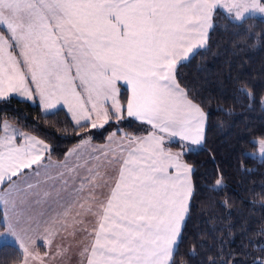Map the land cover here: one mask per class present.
Wrapping results in <instances>:
<instances>
[{
	"label": "snow or ice",
	"instance_id": "snow-or-ice-1",
	"mask_svg": "<svg viewBox=\"0 0 264 264\" xmlns=\"http://www.w3.org/2000/svg\"><path fill=\"white\" fill-rule=\"evenodd\" d=\"M219 5L220 0H0V96L30 95L32 84L46 108L68 104L77 124L97 128L126 111L153 129L146 137L128 138L127 156L110 183L89 178L91 204L80 205L95 221L87 264H175L192 187L189 167L164 141L200 143L205 115L176 83L174 68L204 45ZM225 6L236 19L264 13L261 0H230ZM120 81L131 91L126 106L118 100ZM0 131V185L8 182L10 191L13 177L39 164L47 145L7 122ZM256 143L264 154V139ZM98 189L106 191L96 195ZM0 226V235L16 236L31 255L37 237L20 236L19 225L7 220Z\"/></svg>",
	"mask_w": 264,
	"mask_h": 264
},
{
	"label": "trees",
	"instance_id": "trees-1",
	"mask_svg": "<svg viewBox=\"0 0 264 264\" xmlns=\"http://www.w3.org/2000/svg\"><path fill=\"white\" fill-rule=\"evenodd\" d=\"M175 77L206 116L201 146L166 145L182 151L180 158L193 169L175 264H264V158L252 155L255 141L264 139V19L248 16L236 22L215 9L205 47L180 64ZM120 99L125 106L124 88ZM4 122L42 139L49 146L47 157L56 160L84 141L151 131L125 115L97 128L77 126L63 109L44 114L37 103L16 97L0 100V128ZM2 217L0 208V225ZM22 261L16 246L0 245V264Z\"/></svg>",
	"mask_w": 264,
	"mask_h": 264
},
{
	"label": "crops",
	"instance_id": "crops-1",
	"mask_svg": "<svg viewBox=\"0 0 264 264\" xmlns=\"http://www.w3.org/2000/svg\"><path fill=\"white\" fill-rule=\"evenodd\" d=\"M217 8L220 9L219 7ZM213 13L209 21L210 26L206 29L204 45L195 48L186 59L177 64L174 68L175 81L177 67L205 47L212 28ZM19 51L18 48L15 49L12 55L18 56ZM74 71L73 69V74ZM117 87L119 90L118 100L122 104L120 99L121 90L123 88L126 89L127 100L131 95V91L130 88L125 86L123 81L118 82ZM29 88L30 95L11 92L5 96H0V100L16 97L31 103H37L44 114H50L63 109L75 125L85 124L83 121L77 124L78 117H75L73 112L69 111L68 104L60 101L56 103L55 107L46 108L41 102L39 94L34 91L35 85L30 84ZM77 91L81 90L78 89ZM84 99L86 100V93L84 94ZM124 115L127 116L126 111L122 113L121 117ZM129 118L146 124L151 129L149 133L153 132L152 127L146 121L136 117ZM8 125L14 127L18 133H25L11 123H8ZM205 127L206 116L203 122L202 140L198 144L182 141L178 137H165L164 147L170 150L166 145L178 141L187 144L190 148H197L203 144ZM149 133L136 137H146ZM0 135H2V132ZM27 135L36 137L31 134ZM129 137L111 133L102 143L84 141L70 147L65 156L59 160L48 158V144L36 137L47 145V151L43 152L39 164L33 165L30 169H24L22 170L23 174L13 177L14 187L10 191H6L9 189L8 182L0 185V208L3 212V223L5 220L17 223L19 225L17 232L20 236L30 232L38 239L34 244L29 246L31 255L27 256L20 247L19 239L16 236L0 235V245L11 244L16 246L23 254L21 264H87L89 253H86L85 249L91 243L92 237L89 233H91L95 221L91 215L81 209L80 205H84L86 209L91 204L89 200V178H92L95 183L103 184L106 180L110 183L111 179L118 175L120 161L127 156ZM23 142V139L18 136L16 143L22 144ZM170 151L174 154L178 153L180 163L189 167L188 179L192 187V167L180 158L182 151ZM100 191H106V189H98L96 195H99ZM6 201L7 204L5 203ZM183 224L184 222L182 223V227ZM46 229L50 230V234L46 233ZM4 232L5 228L0 233Z\"/></svg>",
	"mask_w": 264,
	"mask_h": 264
},
{
	"label": "rangeland",
	"instance_id": "rangeland-1",
	"mask_svg": "<svg viewBox=\"0 0 264 264\" xmlns=\"http://www.w3.org/2000/svg\"><path fill=\"white\" fill-rule=\"evenodd\" d=\"M229 2L230 0H220V5L218 7L220 8V10L224 11L226 15H228L230 18H232L236 22H240L241 20H243L245 17H248V16H255V17H260L264 19V13H260L258 11L247 12L245 13L242 19H236L234 13H229V11L227 10L225 6ZM261 2L264 3V0H261ZM263 104H264V101H263ZM258 149H259V145L257 144V150L252 155L258 157L259 159L264 158V154L260 153Z\"/></svg>",
	"mask_w": 264,
	"mask_h": 264
}]
</instances>
